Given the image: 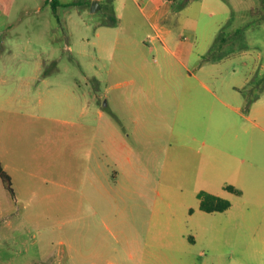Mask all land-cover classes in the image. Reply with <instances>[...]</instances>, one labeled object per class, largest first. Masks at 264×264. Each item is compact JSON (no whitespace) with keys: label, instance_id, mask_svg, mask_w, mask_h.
Wrapping results in <instances>:
<instances>
[{"label":"rangeland","instance_id":"374dc122","mask_svg":"<svg viewBox=\"0 0 264 264\" xmlns=\"http://www.w3.org/2000/svg\"><path fill=\"white\" fill-rule=\"evenodd\" d=\"M93 1L0 9V160L15 191L0 176V264H196L190 209L206 185L181 156L198 120L168 83L209 82L228 102L217 129L254 132L250 113L264 124V0H153L167 1L157 23L170 49L147 0ZM214 45L216 63L202 53Z\"/></svg>","mask_w":264,"mask_h":264},{"label":"crops","instance_id":"0c3cea01","mask_svg":"<svg viewBox=\"0 0 264 264\" xmlns=\"http://www.w3.org/2000/svg\"><path fill=\"white\" fill-rule=\"evenodd\" d=\"M194 1L199 0H186L180 7L188 10ZM166 3L160 5L153 0H147L141 5V9L147 17L154 20L153 39L159 40L170 49L168 40L173 38L172 29L166 24L157 23ZM146 7L150 8L149 13L146 12ZM182 50L185 55L191 52L188 47ZM202 53L206 55V52ZM179 59L182 65H187L184 58ZM220 59L222 58L208 60L216 63ZM205 66L201 65L200 69L206 70ZM195 75L197 81L187 79L168 83L171 88L176 89L175 94H180L177 99L178 103L182 104L185 116H196L198 120L195 135L187 133L190 139L187 146L192 150L181 156L183 168L186 169L183 172L192 170L206 185L201 190L231 201V205L225 210L208 211L201 208L198 195L199 207H191L190 214L197 216V234H191L190 239L199 242L203 247L196 264H246L245 260L264 264V124L250 113L245 116L256 126L254 132L246 129L242 136L240 133L230 134L226 130L215 128L212 123L217 104L228 105V102L222 99L209 82L199 74ZM262 93L264 94V91ZM259 115L264 119V105L261 106ZM232 137L241 138V148L238 152L232 148ZM169 150L163 146L162 151L166 154L161 161L164 166L173 167L179 159ZM100 183L103 184L102 178ZM229 184L239 188L241 192L228 189L226 185Z\"/></svg>","mask_w":264,"mask_h":264},{"label":"trees","instance_id":"16d2710c","mask_svg":"<svg viewBox=\"0 0 264 264\" xmlns=\"http://www.w3.org/2000/svg\"><path fill=\"white\" fill-rule=\"evenodd\" d=\"M13 0H0V9H3L5 12H10L12 7ZM116 22V21H115ZM215 49V46L206 54L204 55V60L211 59V55L213 53V50ZM0 176L3 179L4 183L8 187V189L12 192V194H15L13 185H12V177L11 174L6 170V168L3 166L1 160H0ZM226 187L234 192L240 193L241 190L234 185H226ZM200 199H201V208L213 211V210H225L231 205V201L227 198H224L220 195H217L215 193L201 190L198 193Z\"/></svg>","mask_w":264,"mask_h":264},{"label":"water","instance_id":"95a60500","mask_svg":"<svg viewBox=\"0 0 264 264\" xmlns=\"http://www.w3.org/2000/svg\"><path fill=\"white\" fill-rule=\"evenodd\" d=\"M100 3L98 0H94L92 3V11H96L100 7Z\"/></svg>","mask_w":264,"mask_h":264}]
</instances>
